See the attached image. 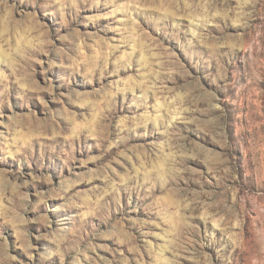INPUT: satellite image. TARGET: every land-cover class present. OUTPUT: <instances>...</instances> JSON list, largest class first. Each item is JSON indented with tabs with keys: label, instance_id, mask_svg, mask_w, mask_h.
<instances>
[{
	"label": "rangeland",
	"instance_id": "1",
	"mask_svg": "<svg viewBox=\"0 0 264 264\" xmlns=\"http://www.w3.org/2000/svg\"><path fill=\"white\" fill-rule=\"evenodd\" d=\"M0 264H264V0H0Z\"/></svg>",
	"mask_w": 264,
	"mask_h": 264
}]
</instances>
